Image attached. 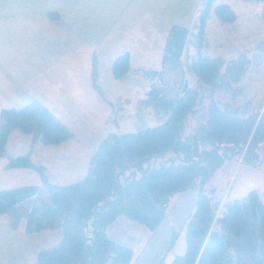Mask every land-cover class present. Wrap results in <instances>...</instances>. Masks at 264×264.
I'll return each mask as SVG.
<instances>
[{"label": "trees", "instance_id": "16d2710c", "mask_svg": "<svg viewBox=\"0 0 264 264\" xmlns=\"http://www.w3.org/2000/svg\"><path fill=\"white\" fill-rule=\"evenodd\" d=\"M214 1L208 0L201 11L192 39L195 51L185 63L187 76L181 57L190 30L179 24H171L166 33L162 68L136 69L151 81L145 97L139 100L138 114L142 117L152 108L159 119L157 125L134 132H109L91 153L85 176L66 184L50 183L45 167L34 163L29 154L9 158L5 168L34 169L41 183L0 189V215L7 214L13 229L29 234L50 228L59 229L61 234L56 244L39 250L31 264H130L132 250L111 240L108 226L124 217L153 231L162 223L172 198L192 188L196 199L181 224L185 250L170 264H264V198L251 189L220 207L213 184L231 160L253 166L262 163L255 148L260 142L264 147V101L252 109L249 103L231 106L224 100L245 94L242 82L253 63L251 58L259 53L250 58L240 52L230 59L202 54V48L209 44L205 26L210 11L221 23L237 19L228 3L213 5ZM46 15L60 18L58 11ZM259 42L256 49H264V40ZM92 70L93 87L103 95L96 83L94 59ZM111 70L115 78L128 74L129 51L115 57ZM167 77L173 78L175 89ZM127 102L119 98L115 103L120 113L117 118L123 117ZM16 128L30 135L33 142L48 146L73 135L37 100L2 108L0 156ZM43 193L45 197L38 201ZM177 236L176 231L171 233L166 252L173 249Z\"/></svg>", "mask_w": 264, "mask_h": 264}, {"label": "rangeland", "instance_id": "374dc122", "mask_svg": "<svg viewBox=\"0 0 264 264\" xmlns=\"http://www.w3.org/2000/svg\"><path fill=\"white\" fill-rule=\"evenodd\" d=\"M207 1L42 0L39 6L42 11L58 9L63 17L53 21L37 19L38 22L27 25L30 36L28 49H24L26 62L36 75L32 91L36 93L35 100L47 105L73 135L58 145L48 146L40 141L33 142L31 136L19 128L14 129L8 136L4 154L0 156V189L41 183L40 175L34 169L5 168L11 157L29 154L34 163L45 167L50 183L66 184L85 176L90 151H94L109 132H134L157 125L159 119L152 108L146 109L142 117L138 114L139 100L145 97L151 81L136 69L162 68L166 33L171 24H179L190 30L181 57L187 76L185 63L195 51L192 39ZM220 2L228 3L235 10L237 19L233 23H221L211 10L205 26L209 44L202 48V54L230 59L240 52L247 53L250 58L259 53L251 58L253 63L242 82L245 94L233 100L224 98L231 106L249 103V108L257 109L259 101H264V49H256L259 41L264 40V0H215L213 5ZM9 24L14 25V22ZM6 42L1 32L0 44ZM124 51L130 53L131 70L125 76L115 78L111 65ZM93 59L98 73L96 83L103 95L93 87ZM172 77H167V82L175 89ZM156 83L160 84V81ZM119 98L128 99L121 119L117 118L120 113L115 104ZM30 101L14 104L4 103L0 98V110L17 108ZM261 145L260 142L255 148L256 155L262 160L259 165L241 164L240 160L234 159L217 173L213 184L217 188L220 207L224 201L243 197L251 189L257 190L264 198V147ZM43 197L44 193L38 201ZM195 199L193 188L175 195L160 226L149 232L153 236L144 250L137 249L136 244L145 239L144 226L133 223V228L123 231L122 234H126L125 237L135 245L131 264H162L173 231L178 233L175 249L179 252L182 245L185 247L181 224ZM8 221L7 214L0 215V264H31L39 250L60 240L57 228L29 234L13 229Z\"/></svg>", "mask_w": 264, "mask_h": 264}, {"label": "crops", "instance_id": "0c3cea01", "mask_svg": "<svg viewBox=\"0 0 264 264\" xmlns=\"http://www.w3.org/2000/svg\"><path fill=\"white\" fill-rule=\"evenodd\" d=\"M41 1L42 0H0V34L3 32L7 39L4 45L0 44V98L4 103L18 104L28 100L32 101L36 98V93L32 91V87H35L32 86V82L36 78V75L35 71L27 66V54H25L26 51L24 50L28 49V39L30 36V32L27 31V25L33 21L38 22L37 19L42 21H53V19L46 15L48 11H58L61 17L60 20L63 17L62 12L58 9H44V11H42L41 7H39ZM12 21L14 25L9 24ZM17 27H20V29L16 30ZM42 86H44V84ZM92 152L91 150L90 153ZM133 223L134 222L124 217H118L108 226L107 235L111 240L129 247L134 256V242L129 241V239L125 237L126 234H122L126 228H133ZM139 230L141 231V229ZM143 230L147 232L143 231L145 239L140 243H136L138 245L137 249L141 250L146 248L150 238L153 236L149 235L150 230L147 228ZM176 247L177 241L173 249L167 252L165 258L162 259V264L167 257L169 259L166 261V264H170L176 255L184 253L185 247H183V245L179 252L175 249ZM133 256L131 262L133 261ZM106 264L117 263L109 261Z\"/></svg>", "mask_w": 264, "mask_h": 264}, {"label": "built area", "instance_id": "2783aa9c", "mask_svg": "<svg viewBox=\"0 0 264 264\" xmlns=\"http://www.w3.org/2000/svg\"><path fill=\"white\" fill-rule=\"evenodd\" d=\"M219 216H221V215L219 214Z\"/></svg>", "mask_w": 264, "mask_h": 264}]
</instances>
